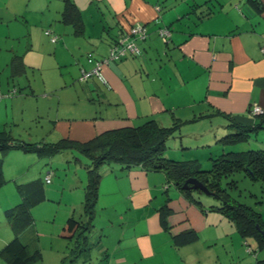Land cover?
Returning a JSON list of instances; mask_svg holds the SVG:
<instances>
[{
	"label": "crops",
	"instance_id": "crops-1",
	"mask_svg": "<svg viewBox=\"0 0 264 264\" xmlns=\"http://www.w3.org/2000/svg\"><path fill=\"white\" fill-rule=\"evenodd\" d=\"M75 2L80 11L82 5L90 10L95 5L98 12V20H91V24L81 14L83 46L73 49L66 43L65 48L56 49V53L68 54L70 60H75L80 67L78 78L82 70H91L95 62L82 55L83 60L77 58V52L93 51L95 58H104L118 35L139 23L145 25L148 34L138 42V56L103 66L101 77H92L81 86L91 105L69 114L58 109L50 123L54 139L49 143H87L108 131L140 126L150 119L164 126L173 125L177 119L183 128L194 130L193 134L188 133L193 136L191 148L214 145L217 152L215 137L227 132L230 122L253 128L264 117V0ZM163 27H172L168 43L158 34ZM29 60L23 56L25 66L35 65ZM96 95L101 108L94 103ZM256 105L261 109L258 115L252 113ZM198 122H202L199 127L191 125ZM15 151L19 160H37L35 156L29 157L31 153ZM59 154L65 162L72 157L87 158L77 149ZM4 174L5 171V179ZM101 175L93 221H99L101 228L111 227L118 235L117 240L106 243L100 239L98 255L105 264H174L170 259L189 245L176 247L173 237L189 230L199 235L206 229L211 212L204 213L182 191L167 186L164 174L140 168L125 170L113 164L104 165ZM78 185L82 188L78 193L81 196L86 185ZM78 185L72 183L71 189ZM69 203L71 212L74 206ZM203 203L214 204L210 200ZM162 208L168 210L166 226L161 222ZM100 215H104L103 221Z\"/></svg>",
	"mask_w": 264,
	"mask_h": 264
},
{
	"label": "rangeland",
	"instance_id": "rangeland-1",
	"mask_svg": "<svg viewBox=\"0 0 264 264\" xmlns=\"http://www.w3.org/2000/svg\"><path fill=\"white\" fill-rule=\"evenodd\" d=\"M64 3L65 0H0V90L4 95H11L0 99V102L3 101L0 106V131H6L13 138L30 139L33 143L52 142L54 134L50 123L56 118L59 108L62 113L69 114L92 104V101L89 102L83 94L81 86L89 81H81L78 78L80 71L78 64L73 58V61L70 60L68 54L56 53V49L65 48L66 43L74 49L83 46L85 42V34L78 35L72 26L61 22ZM83 6L80 7L81 14L86 22L91 24V20H98L95 5L91 10ZM47 31H51L52 34L48 36ZM51 37H57V40L52 42ZM77 53V58L82 60V57L89 59L91 56L94 59L96 56L93 51ZM15 55L24 56L25 59L29 57V61L35 65H26L22 73L13 75L11 62ZM101 59L96 57L94 61ZM14 90L16 94H13ZM94 101L95 105L101 108L100 103H97L100 101L98 95L94 97ZM171 116L173 114L168 115ZM187 128L181 126L180 129H176L174 136L194 133L193 128ZM186 140L187 138L184 142ZM180 141L181 138H171L167 143L166 153L170 158L174 160L198 158L202 168L212 167L206 147L181 150ZM231 149L238 152L264 149V130L253 135L248 142L228 148ZM10 152L8 155L0 152V164L7 180L0 186V248L14 237L5 210L16 206L20 201L17 184L40 180L44 189L52 192L47 193L46 201L32 208L31 223L20 235L30 250L37 249L40 252V258L35 259L32 264H103V259L98 255L100 239L106 243V240L113 241L118 238L111 227L101 228L97 224L99 221H95L94 231L87 234L88 244L83 252L82 237L77 236L70 241L61 237L62 229L68 221L82 219L81 215L84 214L85 190L78 196L79 191H82L78 183L80 182L81 186L87 184L88 173L85 166L90 164V160L83 156V159L72 157L65 162V158L60 154L40 159L37 154L31 153L29 157L35 156L36 162L23 161L16 158L15 150ZM214 156L216 158L217 155ZM104 165L99 167L100 172ZM48 171L51 172L50 183L44 179ZM17 174L18 178L15 177ZM234 180L237 187L229 192L239 202L259 212L264 222L263 184L252 180L243 172L236 174ZM72 183L78 187L71 189ZM55 187L57 189H54ZM207 190L208 196L201 194L204 193L201 190L195 191L202 201L210 200L215 203L214 193L208 188ZM184 195L188 199L185 193ZM69 202L74 206L71 212L68 210L71 207ZM103 217L104 215L99 219ZM207 219V227L200 232V238L189 244L185 250L178 252L179 254H175V259L170 261H174V264H256L257 257L264 258V246L259 248L260 243L254 237L246 239L242 237L234 222L216 212H211ZM0 264L8 263L0 257Z\"/></svg>",
	"mask_w": 264,
	"mask_h": 264
},
{
	"label": "trees",
	"instance_id": "trees-1",
	"mask_svg": "<svg viewBox=\"0 0 264 264\" xmlns=\"http://www.w3.org/2000/svg\"><path fill=\"white\" fill-rule=\"evenodd\" d=\"M61 22L65 25L72 26L76 34H84V23L81 11L75 0H65L64 9L61 13ZM171 28L163 27L158 30L159 36L161 30L166 29L170 32V36L165 40L160 36L165 43H168L171 38ZM123 33L125 32L121 34ZM121 34L113 41L112 45L118 40ZM146 37L139 39L138 42L146 39ZM112 45L110 46V50ZM104 58L96 60V62L102 61ZM94 60L91 56L88 59L90 62H95ZM11 68L13 75L22 73L25 70L23 57L15 55L11 62ZM225 116L229 118L228 115ZM180 128L181 124L177 122V119L171 126H164L157 120L150 119L140 126L108 131L87 143H78L70 140H63L57 143H33L31 141L17 140L6 131H0V152L7 153L11 150H21L26 153H35L39 157H50L64 151L77 149L90 160V164L85 166L88 173L83 214V216L85 215V219H71L62 229L61 234V237L68 241L75 239L77 236L82 237L81 241L84 244L82 252L88 244L87 234L95 228V221L93 220L96 212L95 206L98 199V188L102 178L101 172L98 169L102 164H118L125 170L140 168L146 172H159L164 174L167 186L173 185L185 193L188 199L204 213L216 212L223 215L227 220L234 222L242 237L245 239L247 237H254L260 243L259 248H262L264 246V222L262 221V215L250 206L239 202L229 191L237 187L234 176L242 172L252 180L261 182L264 186V149L238 152L233 151V149L228 150V148L248 142L253 135H257L264 128V117H260L253 128H246L233 121L230 122L228 129L226 127L227 132H223L215 137L217 147H219L217 152L214 145L205 146L210 154L209 161L211 160L212 162L210 169L202 168L198 158L174 160L173 158L166 157L167 143H169L171 138L182 139L180 141L181 150H195L199 148H191V142L193 140V136L191 135L174 136L176 129ZM203 137H205V134ZM185 138H187L186 142H184ZM214 155H217L216 158H214ZM189 179H197L212 191L216 202L206 206L196 193L197 191L192 189L183 190L184 184ZM4 183L5 179L0 164V186ZM40 183V180H35L26 184H17L20 201L16 206L5 210L6 218L14 234L13 239L0 248V257L5 259L8 264H32L35 259L40 258L39 250H30L29 245L20 236L24 229L31 223L32 208L47 199L48 195L44 186ZM161 210V222L163 226H166L168 210L166 208H162ZM198 238L199 235L196 231L189 230L174 236L173 242L176 247H183L197 241ZM256 264H264V258L260 259L257 257Z\"/></svg>",
	"mask_w": 264,
	"mask_h": 264
},
{
	"label": "built area",
	"instance_id": "built-area-1",
	"mask_svg": "<svg viewBox=\"0 0 264 264\" xmlns=\"http://www.w3.org/2000/svg\"><path fill=\"white\" fill-rule=\"evenodd\" d=\"M46 34L50 36L51 31H47ZM147 35L146 27L143 24H136L131 29L120 35L118 40L112 45L110 53L108 57L104 58L102 61L96 62L95 67L91 71H82L80 80L88 81L92 77H101L102 76V67L105 65H109L113 61H120L125 59L128 56H135L140 53V48L138 46V40L145 38ZM160 36L165 40L170 36V32L166 29L161 30ZM52 42L57 40V37H51ZM10 95H4L0 90V99L7 97ZM261 112L260 107L253 106L252 113L257 115ZM47 183H50L51 176L48 175L45 178Z\"/></svg>",
	"mask_w": 264,
	"mask_h": 264
},
{
	"label": "water",
	"instance_id": "water-1",
	"mask_svg": "<svg viewBox=\"0 0 264 264\" xmlns=\"http://www.w3.org/2000/svg\"><path fill=\"white\" fill-rule=\"evenodd\" d=\"M183 189L201 190L205 194L209 193L207 188L202 183H200L197 179H189L188 181H186V183L183 186Z\"/></svg>",
	"mask_w": 264,
	"mask_h": 264
}]
</instances>
